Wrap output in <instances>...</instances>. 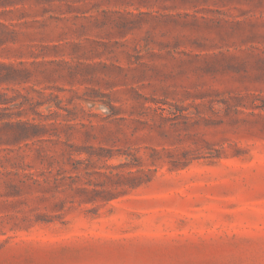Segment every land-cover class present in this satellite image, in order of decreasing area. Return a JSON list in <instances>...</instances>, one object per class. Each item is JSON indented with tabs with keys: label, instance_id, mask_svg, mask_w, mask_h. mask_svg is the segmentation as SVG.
I'll list each match as a JSON object with an SVG mask.
<instances>
[{
	"label": "rangeland",
	"instance_id": "obj_1",
	"mask_svg": "<svg viewBox=\"0 0 264 264\" xmlns=\"http://www.w3.org/2000/svg\"><path fill=\"white\" fill-rule=\"evenodd\" d=\"M10 9L0 264H264V0Z\"/></svg>",
	"mask_w": 264,
	"mask_h": 264
},
{
	"label": "trees",
	"instance_id": "obj_2",
	"mask_svg": "<svg viewBox=\"0 0 264 264\" xmlns=\"http://www.w3.org/2000/svg\"><path fill=\"white\" fill-rule=\"evenodd\" d=\"M21 0H0V7L4 8H13L8 10V12H16L19 11L17 9V6L20 4ZM37 1H44V2H55V1H62V0H37ZM174 1H181V2H190L191 0H174ZM16 10V11H14ZM11 39L14 36H10ZM9 38L6 40L1 41L0 43H5V41H8ZM14 64H0V83H21L26 80V78L23 76V73H25V70L18 69L15 67ZM6 104L4 102H1L0 105ZM18 126L20 127L19 136L22 139H27L34 134H31L32 129H36L38 127L37 124L29 123L27 121H21L18 123Z\"/></svg>",
	"mask_w": 264,
	"mask_h": 264
}]
</instances>
